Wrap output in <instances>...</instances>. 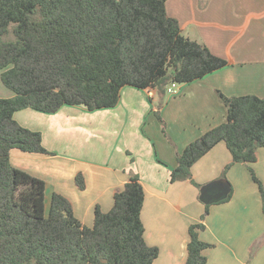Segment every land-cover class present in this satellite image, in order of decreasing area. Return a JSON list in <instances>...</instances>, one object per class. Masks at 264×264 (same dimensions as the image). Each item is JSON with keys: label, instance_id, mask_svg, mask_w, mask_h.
Instances as JSON below:
<instances>
[{"label": "trees", "instance_id": "16d2710c", "mask_svg": "<svg viewBox=\"0 0 264 264\" xmlns=\"http://www.w3.org/2000/svg\"><path fill=\"white\" fill-rule=\"evenodd\" d=\"M167 1L0 0L1 80L15 94L0 98V264H153L158 259L160 249L145 240L146 193L138 175L115 192L109 212L96 207L90 228L63 195L53 194L47 210L45 181L15 168L10 154H52L40 132L16 121L19 111L114 108L127 86L164 97L172 84H189L224 68L225 59L182 34L179 22L167 14ZM217 95L227 121L185 148L171 182L192 180L193 166L225 143L232 163L224 174L235 164L248 166L264 211V187L251 168L264 148V98ZM155 114L166 127L159 110ZM76 184L85 189L82 174ZM228 185L229 194L206 203L202 223L189 228L185 264H206L210 244L200 239V231L209 205L231 200Z\"/></svg>", "mask_w": 264, "mask_h": 264}, {"label": "crops", "instance_id": "0c3cea01", "mask_svg": "<svg viewBox=\"0 0 264 264\" xmlns=\"http://www.w3.org/2000/svg\"><path fill=\"white\" fill-rule=\"evenodd\" d=\"M166 11L185 37L206 45L227 65L164 97L127 86L116 107L90 114L82 106H64L54 114L19 111L16 121L40 132L52 154L12 150L10 160L15 168L45 181L46 205L53 194L63 195L90 228L96 207L109 212L115 192L132 174L138 175L146 193L145 240L160 249L153 264H185L189 228L202 223L205 210L193 182L204 186L223 178L232 155L220 143L193 166L192 180L172 183L171 174L190 143L227 121L217 91L228 97L264 98V0H168ZM0 83V98L14 97L2 85L1 73ZM158 110L166 127L155 114ZM76 114L84 116L77 127L70 123ZM251 168L264 187V148ZM250 173L244 164L230 168L225 180L232 198L213 205L204 221L200 239L218 243L217 249L208 250V258L217 256L211 264H264L262 196ZM78 174L84 177V190L76 184Z\"/></svg>", "mask_w": 264, "mask_h": 264}, {"label": "rangeland", "instance_id": "374dc122", "mask_svg": "<svg viewBox=\"0 0 264 264\" xmlns=\"http://www.w3.org/2000/svg\"><path fill=\"white\" fill-rule=\"evenodd\" d=\"M0 73H2L1 71H0ZM1 84V83H0ZM2 85L4 86V84L2 83ZM180 85L179 84H177V86H176V88L177 87H179ZM4 88L8 91H10V89H8L7 87H5L4 86ZM175 88V89H176ZM158 93V92H157ZM69 107H78V106H69ZM86 110V109H85ZM86 113L85 114H90L91 113V111H89V110H86L85 111ZM84 116H80L79 117V115L78 114H76L75 116H72L71 117V119H70V123L71 124H73L74 125V123H76V127L79 125V121L80 120H82V118H83ZM251 172V171H250ZM225 173V169H224V171H223V173H222V176H223V178H221V179H219V180H225V176L227 175H225L224 174ZM251 174V176H252V180L254 181V183H256L258 186H259V184L254 180V177H253V175H252V173H250ZM216 181H218V180H216ZM216 181H214V182H216ZM211 183H213V182H211ZM211 183H209V184H211ZM208 185V184H207ZM197 186V188L200 190V192H201V190H202V188L204 187V186H206V185H204V186H200V185H196ZM259 191H260V187H259ZM260 193H261V191H260ZM201 200V199H200ZM203 205H204V207H205V210H204V213H203V215L201 216V217H203L204 215H205V213H206V207H207V205H206V203L205 202H203L202 200L200 201ZM221 205V204H224V203H214V204H211V205H209V213H210V208L213 206V205ZM262 205H263V200H262ZM49 207H50V205L48 204L47 205V210H49ZM264 212V211H263ZM208 215H206L205 216V219H206V217H207ZM202 219V218H201ZM203 241V240H202ZM205 243H207V244H210V247H208V248H206L205 249V251H204V255H205V257H206V259H207V262H206V264H211L210 263V261H212V260H216V258H217V256H212L211 258H208V250H212V249H214V248H216L217 249V245H218V243H216V245L214 244V243H212V242H206L205 241ZM214 245H215V247H214ZM212 259V260H211Z\"/></svg>", "mask_w": 264, "mask_h": 264}, {"label": "water", "instance_id": "95a60500", "mask_svg": "<svg viewBox=\"0 0 264 264\" xmlns=\"http://www.w3.org/2000/svg\"><path fill=\"white\" fill-rule=\"evenodd\" d=\"M230 192V186L226 180H218L211 184L204 186L201 190V199L205 200V203L211 201H217L226 197Z\"/></svg>", "mask_w": 264, "mask_h": 264}, {"label": "built area", "instance_id": "2783aa9c", "mask_svg": "<svg viewBox=\"0 0 264 264\" xmlns=\"http://www.w3.org/2000/svg\"><path fill=\"white\" fill-rule=\"evenodd\" d=\"M176 84H172L169 88H168V93L170 94H174L175 93V88H176Z\"/></svg>", "mask_w": 264, "mask_h": 264}]
</instances>
